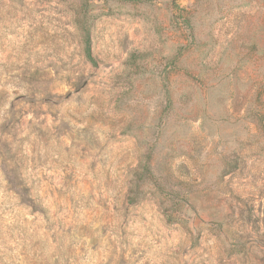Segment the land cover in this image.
<instances>
[{"label": "rangeland", "instance_id": "obj_1", "mask_svg": "<svg viewBox=\"0 0 264 264\" xmlns=\"http://www.w3.org/2000/svg\"><path fill=\"white\" fill-rule=\"evenodd\" d=\"M0 264H264V0H0Z\"/></svg>", "mask_w": 264, "mask_h": 264}, {"label": "trees", "instance_id": "obj_2", "mask_svg": "<svg viewBox=\"0 0 264 264\" xmlns=\"http://www.w3.org/2000/svg\"><path fill=\"white\" fill-rule=\"evenodd\" d=\"M87 55L90 59L92 58V53H91V47H90V42H87Z\"/></svg>", "mask_w": 264, "mask_h": 264}]
</instances>
